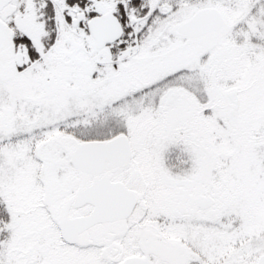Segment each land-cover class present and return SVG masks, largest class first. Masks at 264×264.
I'll list each match as a JSON object with an SVG mask.
<instances>
[{
	"label": "snow or ice",
	"instance_id": "snow-or-ice-1",
	"mask_svg": "<svg viewBox=\"0 0 264 264\" xmlns=\"http://www.w3.org/2000/svg\"><path fill=\"white\" fill-rule=\"evenodd\" d=\"M0 264H264V0H0Z\"/></svg>",
	"mask_w": 264,
	"mask_h": 264
},
{
	"label": "rangeland",
	"instance_id": "rangeland-1",
	"mask_svg": "<svg viewBox=\"0 0 264 264\" xmlns=\"http://www.w3.org/2000/svg\"><path fill=\"white\" fill-rule=\"evenodd\" d=\"M168 162H169V163H175V160L172 159V160H169Z\"/></svg>",
	"mask_w": 264,
	"mask_h": 264
}]
</instances>
